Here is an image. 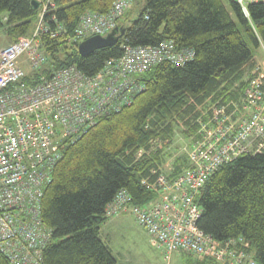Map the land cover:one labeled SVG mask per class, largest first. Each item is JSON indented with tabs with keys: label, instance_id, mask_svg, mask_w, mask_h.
I'll list each match as a JSON object with an SVG mask.
<instances>
[{
	"label": "trees",
	"instance_id": "obj_1",
	"mask_svg": "<svg viewBox=\"0 0 264 264\" xmlns=\"http://www.w3.org/2000/svg\"><path fill=\"white\" fill-rule=\"evenodd\" d=\"M52 1L50 13L63 30L55 38L44 36L49 60L40 73L73 64L94 75L106 60L120 56L124 43L158 45L169 39L194 51L193 59L181 65L164 61L140 73L143 88L129 104L99 116L84 133L64 139L61 157L44 187L41 220L51 236L43 264H116L101 236L109 219L106 206L119 190H126L128 207L117 215H131L148 235L132 208L159 199L160 190L151 187L158 175L172 180L190 167L188 156L172 146L178 124L184 136L194 134L191 148L198 137L197 119L206 121L212 115L205 112L210 104L218 102L228 112L232 102L240 107L249 76L255 74V52L264 47V0L247 1L244 7L237 0H133L117 20L120 37L86 56L67 38L81 14L107 13L113 0ZM38 11L32 0H0V31L9 42L29 35ZM45 19L54 30L56 22L49 15ZM32 79H38L37 73L24 78ZM173 155L166 174L163 167ZM195 202L200 231L221 245L243 241L246 246L235 248L244 251L241 263L253 259L264 264V147L219 166L205 179ZM176 253L186 255L185 264H219L209 254L181 250L172 251L168 259ZM0 264H8L1 251Z\"/></svg>",
	"mask_w": 264,
	"mask_h": 264
},
{
	"label": "built area",
	"instance_id": "obj_2",
	"mask_svg": "<svg viewBox=\"0 0 264 264\" xmlns=\"http://www.w3.org/2000/svg\"><path fill=\"white\" fill-rule=\"evenodd\" d=\"M132 1L113 0L107 13L84 12L67 40L79 43L105 35ZM247 1L252 0H237L242 7ZM54 7L52 0L39 3L31 33L0 47V251L8 264H43L51 232L41 220V199L61 157V142L84 133L99 116L129 104L143 88L140 73L164 61L181 65L194 57L191 48L177 47L169 39L158 45L124 43L120 56L106 60L94 75L73 64L40 73L49 60L44 36L55 38L63 30L50 13ZM45 15L56 22L54 30ZM253 70L240 107L232 102L228 112L212 103L205 110L212 111L211 117L197 119L198 137L187 151L190 167L172 180L158 175L151 187L160 190L159 199L148 207L132 208L166 260L172 251L181 250L209 254L219 264H258L253 259L241 263L244 251L235 248L246 246L243 241L221 245L200 231L195 202L205 179L219 166L264 147V68L257 64ZM29 73H37L38 79L24 80ZM128 199L126 190H119L105 216L125 210Z\"/></svg>",
	"mask_w": 264,
	"mask_h": 264
},
{
	"label": "rangeland",
	"instance_id": "obj_3",
	"mask_svg": "<svg viewBox=\"0 0 264 264\" xmlns=\"http://www.w3.org/2000/svg\"><path fill=\"white\" fill-rule=\"evenodd\" d=\"M35 23H33V27ZM33 29V28H32ZM9 37L3 31H0V47H4L9 44ZM263 48L264 53V47ZM263 62L264 60H260ZM263 67V66H262ZM212 113V111L210 112ZM200 116H203L200 114ZM182 126L177 125L175 128V135L173 138V147H176V153H181L187 155V151L190 147V142L194 134L184 136L181 133ZM171 146V147H172ZM183 152V153H182ZM172 157L167 160L164 165V172L169 171L171 168ZM101 236L106 239L112 249V253H117L120 249L122 251L129 250L132 252L126 254L130 257L133 262L128 264H185V259L187 258L185 254H174L172 258L166 260L164 256L160 254L155 248L152 247L148 235L145 231L139 227L129 214H120L109 218L101 228ZM191 260L193 257H190ZM198 258V257H197ZM135 259V260H134Z\"/></svg>",
	"mask_w": 264,
	"mask_h": 264
},
{
	"label": "water",
	"instance_id": "obj_4",
	"mask_svg": "<svg viewBox=\"0 0 264 264\" xmlns=\"http://www.w3.org/2000/svg\"><path fill=\"white\" fill-rule=\"evenodd\" d=\"M32 6L38 9L39 1L32 0ZM119 32L122 33V30L118 27H114L105 35L90 36L77 44V50L81 56H86L98 48L113 44L120 37V35H118Z\"/></svg>",
	"mask_w": 264,
	"mask_h": 264
},
{
	"label": "crops",
	"instance_id": "obj_5",
	"mask_svg": "<svg viewBox=\"0 0 264 264\" xmlns=\"http://www.w3.org/2000/svg\"><path fill=\"white\" fill-rule=\"evenodd\" d=\"M222 1H223L224 4H227V0H222ZM262 50H263V48L260 47L255 52V56L253 58L254 67L257 64H260L264 68V61L263 62L260 61L262 59L264 60V53H263ZM103 240L106 241V243L108 244L109 248L111 249L108 241L106 239H103ZM111 252H112V249H111ZM131 252H132L131 250H129V253H128L126 250L122 251V249H120L119 251H117V253H113V255L116 257V260H117L116 264H128L129 262H133L130 257L126 256V254L130 255Z\"/></svg>",
	"mask_w": 264,
	"mask_h": 264
}]
</instances>
